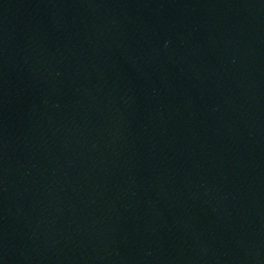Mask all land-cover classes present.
<instances>
[{"label":"water","instance_id":"1","mask_svg":"<svg viewBox=\"0 0 264 264\" xmlns=\"http://www.w3.org/2000/svg\"><path fill=\"white\" fill-rule=\"evenodd\" d=\"M62 264H264V0H78Z\"/></svg>","mask_w":264,"mask_h":264}]
</instances>
